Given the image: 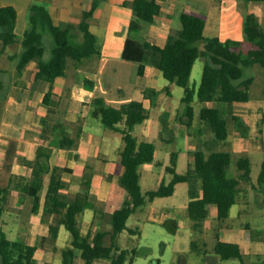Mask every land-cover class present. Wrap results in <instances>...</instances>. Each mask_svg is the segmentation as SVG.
Masks as SVG:
<instances>
[{
  "label": "trees",
  "instance_id": "16d2710c",
  "mask_svg": "<svg viewBox=\"0 0 264 264\" xmlns=\"http://www.w3.org/2000/svg\"><path fill=\"white\" fill-rule=\"evenodd\" d=\"M99 1L92 0L90 8L83 11L82 18L77 24L71 22L55 24L46 7V0H31L27 25L19 37L14 32L16 10L12 6H0V52L8 45L20 44V51L15 56L18 73H22L30 61L36 60L34 79L50 83L42 98L43 103L47 105V117L48 113L53 111L49 106L51 84L56 77L65 73L68 61L77 64L84 57L101 54L102 43L89 28V19ZM124 4L132 9L133 18L129 23V29L133 32L139 31L143 25L154 22L160 14L161 4L158 0H131ZM179 20L181 27L175 33L167 35L163 46L138 39L137 35L126 36L121 58L137 63L139 76L145 73L147 66H152L158 69L164 78L183 87L181 103L188 118L193 116L194 98L200 102H210L211 105L200 107L199 118L210 126L216 140H224L228 136L226 109H231L233 103L246 101L250 97L253 76L247 73V70L254 64L264 69V28L257 22L254 14L248 13L244 15L243 20V39L221 40L217 36L203 34L205 20L196 13L182 11ZM45 35H49L52 42L50 56L47 59H44ZM245 44L249 45L246 51ZM200 56L204 57L205 61L199 85L195 88L189 85V77L194 61ZM3 87V81L0 79L1 98L6 97V89ZM155 92V89L149 88L146 95L151 96ZM93 104L92 116L99 118L109 128L121 132L122 172L118 181L125 190V196L110 198L105 201L102 208H97L86 190L77 191L73 197L64 195L61 190L65 184L58 169L66 174L72 170L67 167L50 166V155L44 144L43 133L34 158L27 160L31 168L30 180L23 183L17 180L13 186H19V191L30 197L32 212L37 213L41 207L42 215L55 216V222L48 225L52 239H56L60 225H64L70 233V244L60 249L62 264H93L98 258L110 259V264H125L129 251L126 248H119L117 237L124 229H128L127 218L146 199L151 201L155 197L172 195L175 185L179 182L188 184L186 211L194 228L203 225L209 215L210 205L215 206L218 220L228 217L240 191L241 181L251 179V163L247 156L237 157L238 173L229 175L232 161L230 151L212 148L206 151L199 147L192 153L193 164L188 165L184 173H179L175 164L177 156L173 152L171 165L166 167V171L171 174L170 179L167 182L161 181L157 188L142 193L138 166L153 160L155 154V146L151 141H137L131 133L132 127L148 116L143 102L136 99L121 103L110 102L97 96L94 97ZM41 121L44 125L47 124L46 118L42 117ZM57 126L61 128L59 145L69 147L74 145V139L67 135L63 125L59 122ZM43 131L45 132V129ZM9 144L3 155V164L8 170L13 155ZM45 174H48V182L41 202ZM11 181V176L7 181H0V217L5 211L13 188ZM256 181L264 190V160L261 162ZM86 208H91L94 216L97 212L101 216L110 212V228L83 234L78 227L77 219ZM129 230L134 233L133 229ZM107 235L109 243L105 242ZM42 239H45V236H42ZM194 245V240H191L190 246ZM38 247L22 239L9 238L0 226V264H52L49 252L56 248L46 250L43 258L37 260L35 252ZM130 251L133 255L136 253L135 249ZM213 251L220 259L237 258L244 264L243 246L237 241L224 239L220 233H217ZM128 263L130 264V261Z\"/></svg>",
  "mask_w": 264,
  "mask_h": 264
},
{
  "label": "rangeland",
  "instance_id": "374dc122",
  "mask_svg": "<svg viewBox=\"0 0 264 264\" xmlns=\"http://www.w3.org/2000/svg\"><path fill=\"white\" fill-rule=\"evenodd\" d=\"M203 34L205 36L210 35L208 30ZM44 41L46 45L44 59H47L50 56L49 49L52 44L49 35H45ZM198 44L200 45V43ZM248 46L247 44L244 45V51ZM32 61L33 63L27 65L22 73H18L17 70L0 72V79L3 81V88L6 89V93L8 94V89L13 82L21 84L23 87L21 89L25 90L23 99L27 103H31L27 108V111H31V116L26 121L31 141L38 140L39 142L43 133L44 144L47 147V152L51 155L54 148L67 149V146L59 145L58 138L61 128L57 126V123L60 122L63 125L67 135L74 139V145H76L82 130L90 126L88 125L89 121L90 124L100 127V132H96V134L102 135L104 142H102L99 151L109 160H115V157L118 156L120 162V153L118 152L123 146L121 132L109 128L100 119L92 117L87 108L88 102L77 106L71 99H68L65 85H53L55 95H57L54 96L53 94L50 97L49 105L53 111L48 113L47 117V105L43 103L42 95L50 83L31 80L36 65V60ZM204 61V57L201 56L194 61L189 77L190 86L198 87ZM126 64L130 65L126 66L123 72L125 77L131 74L133 75L131 77H135L136 70L130 68V66H135L134 63ZM0 66L4 65L0 64ZM152 72L153 70H151L150 79L149 73L146 71V74L144 73L143 78L141 77L139 81L141 85L154 86L157 89L155 94L146 96V100L142 99L148 116L142 122L135 124L131 130L137 141H151L155 146L153 160L138 166L142 193L155 189L161 181L167 182L170 179L171 174L166 171V167L171 165L173 152L177 156L175 161L177 172L184 173L188 165L193 164L192 153L199 147L206 151L210 148L229 149L232 152V161L228 174L236 175L238 169L233 160L240 155L241 151L236 147V144L240 137L241 146L243 135L240 132L245 130L243 122H246L242 109H239L237 105L232 106L231 109H226L225 116L230 136L224 141L216 140L210 126L202 121L198 115L200 106L205 105V102L196 101L193 116L188 118L182 110L183 87L167 80L160 72L157 76ZM247 73L253 76L250 85L251 96L264 94V69L258 64H254L249 67ZM24 83H27L30 88L26 87ZM34 93L38 99L37 104L34 102ZM21 98H15V105L19 104ZM5 107L6 97H0V181H6L5 179L10 173L12 177L11 187H13L17 180L22 182L30 180L31 168H29L27 160L33 159L35 155L31 159L14 158L12 155L9 170L4 166V148L9 142V138L2 133V130H5L2 124ZM233 113L239 114L241 120H236ZM21 114L22 112L12 110L9 114L10 121L20 124L23 121ZM42 117L46 118L47 124L42 123ZM260 123L262 126L261 136H256V139L253 138L252 142L249 143L248 150H246L251 160V179L250 181H241L240 191L228 217L218 220L215 215V206L210 205L208 218L200 228H194L186 211L188 184L179 182L175 185L172 195L155 197L151 201L146 199L127 218L126 226L128 229H124L117 237L119 248H126L129 251L125 264H129V261L130 264H241L237 258L220 259L213 251L217 233H220L227 240H235L243 244L245 248L244 264H264V190L256 181L261 168V161L264 159V120H261ZM102 157L100 155L101 160ZM102 163H104L103 160L100 164ZM23 165H27L26 169L23 168ZM101 166L102 171L99 170L98 179L93 185L91 182L92 173L88 170L83 173V167L77 164L73 168L76 173H73L71 177H64L66 173H62V170L58 169V173L65 184L61 190L62 193L67 197H73L77 191L86 190L97 208H102L105 199L116 189H119L118 195L121 198L124 197L125 190L122 189L118 181L121 170L120 164L119 168L113 164L105 166V163ZM59 167L62 166L59 165ZM21 170H25L22 175H20ZM47 180L48 174H45L41 195L46 190ZM90 186H93L92 193L89 192ZM19 194L21 195L20 192L12 189L8 204L5 206L6 209L0 217V226L6 231L9 238L22 239L25 242L38 245L35 254L37 260L44 256L46 250L56 248V250L50 251L49 255L54 259L53 264H62L60 249L69 245L71 240L68 230L65 229L64 225H60L58 236L56 239H52L48 225L55 222V216L53 214L42 215L41 208L37 213L32 212L30 197ZM109 214L110 212H107L101 216L97 212L94 218L89 221L83 210L78 217V227L83 234L94 233L97 229H108L110 228ZM129 229H133L134 233ZM42 236H45V239H42ZM191 240H194L196 246H190ZM105 242L109 243L108 235ZM131 249L136 250L134 255L130 251ZM93 264H110V259L98 258L94 260Z\"/></svg>",
  "mask_w": 264,
  "mask_h": 264
},
{
  "label": "crops",
  "instance_id": "0c3cea01",
  "mask_svg": "<svg viewBox=\"0 0 264 264\" xmlns=\"http://www.w3.org/2000/svg\"><path fill=\"white\" fill-rule=\"evenodd\" d=\"M127 1L131 0L99 1L97 7L93 11V14L89 19V28L99 37L102 43L101 54L100 56L84 57L77 64H73V62L69 60L65 73L59 77H56L51 84V90L53 91V93L51 94L52 96L53 94L54 96L57 95H55L56 92L53 88V85H65V91L67 93L68 99H71L72 102L76 103L77 106H81L82 104H86L85 102H88L87 108L88 110H90L91 116V111L94 108L93 99L97 96L102 97L110 102L119 103L128 102L132 99L141 101L142 99L146 100L145 97L148 96L146 95V90L149 88H153L157 91V89L154 86H148L145 84L141 85L139 83L140 78H143L144 74L142 76H139L137 74V63L135 62L129 61L134 63L135 65L130 66L132 70H136V75H134L135 77H131L133 76L132 74L125 77L123 72L125 71L126 66L130 64H126L129 63L128 60L122 59L120 55L124 40L126 36L131 34L133 36L137 35L138 39H145L150 43L156 44L158 46H163L166 41L167 35L169 33H175L181 27L179 14L182 11L193 12L201 15L205 20L203 33L208 30L210 34L209 36H217L221 40H242L244 15L248 13L254 14L257 22L264 28V0H158L161 4V9L160 14L156 17L154 22L143 25L139 31L133 32L129 29V23L133 18V13L131 7L124 4ZM30 2L31 0H0V6H12L16 10L14 32L18 37L22 36L26 28ZM91 3L92 0H46L45 2L46 7L55 24H64L66 22L77 24L82 18L83 11L88 10L91 6ZM19 51V43L8 45L6 46V48L1 50L0 64H3L4 66H0V72H5L7 70H16L15 56L19 53ZM32 63L33 61H30L27 65H31ZM27 65L25 68H27ZM147 67V69H145V74L146 71L147 73H149V79L151 70H153L152 74H156L155 76H157L160 72L158 69L152 66ZM36 69L37 67L35 65L33 69V77H31V80L34 79V73ZM40 81L43 82V80ZM44 83L47 84L46 81H44ZM24 84H26V87H29L27 83ZM21 88H23L21 84L19 85L13 82L11 84V87L8 89V94L6 93V107L2 120V124L4 125L5 130H2V133L6 135L7 138H9L8 144H11L14 158L24 157L26 159H31L35 155L36 146L39 145L42 139L40 137L39 142L38 140L34 142L31 141V135L28 132L29 128L26 123L27 119L31 116V111H27V108L31 105V103H27L25 99H23L25 90H22ZM167 91L169 93L168 89ZM34 96V102L35 104H37L38 99L36 98V93H34ZM17 97L22 98L20 99L19 104L15 105L16 103L14 100ZM196 101L199 102L198 99L194 98L192 103L193 107H195ZM208 103L210 102H205V105H211V103ZM234 105H237L239 109L241 108L242 113H244V116L246 117V122H243L245 130L240 132L243 135L242 143L240 146L239 137L236 147L241 150L239 153L240 155L247 156L250 160V157L246 152V150H248L249 148V143L252 142L253 138L256 139V136H261L262 134V126L260 121L264 120V94L251 96L250 93V97L248 100L243 102H235L232 106ZM12 110H15L19 113L22 112L21 117L23 121L20 124H16L15 122L10 121L9 114ZM233 116L236 118V120H241L239 114L233 113ZM88 125L90 126L82 130L83 132H81L79 142L76 145H72L70 147L67 146V149H52V154L49 156V164L50 166L60 165L62 167L70 168L72 170L71 173L66 175L63 174L64 177H71L73 173H76L73 168L77 164L78 166L83 167V173L87 172L86 170L92 173L91 182L93 185V183L98 179V172L102 168V164L104 165L105 163V166L107 164H113L117 165V167L119 168L120 162L118 160V156L115 157V160H109L105 157L104 154L99 151L102 142H104L102 135L96 134V132H100V127L98 125L94 126L90 124L89 121ZM229 134L230 133L228 130V136L224 140L228 139V137L230 136ZM8 144L4 148V154L6 153ZM222 150L230 151L229 149ZM100 155L103 156L102 160L104 163L102 164H100V162L102 161ZM236 159L237 158L233 160L235 161V163ZM25 167H27V165H23L24 169H26ZM120 167L121 174V164ZM24 173L25 170H21L20 175ZM9 176L10 173L7 175L6 179H4L7 181ZM92 188L93 186H90V193H92ZM12 189H15L18 193L20 192L19 186H15ZM12 189L10 195L12 194ZM118 192L119 189H116L113 193H111L109 197L105 199V201L113 197H120L118 195ZM23 195L24 194L21 193L20 196ZM43 195H41L42 199ZM18 199L20 200V198ZM42 199L41 202L43 201ZM233 205L231 206L230 211ZM84 213L86 214V217L89 219V221L94 218V211L91 208L84 209ZM239 243L243 246L241 242ZM45 253L46 252H44V254ZM42 258L43 257H41L40 260ZM53 260L54 259L52 257V264Z\"/></svg>",
  "mask_w": 264,
  "mask_h": 264
}]
</instances>
